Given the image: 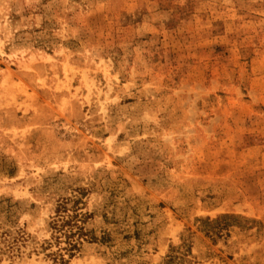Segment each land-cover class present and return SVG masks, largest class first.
I'll return each mask as SVG.
<instances>
[{
	"label": "rangeland",
	"instance_id": "rangeland-1",
	"mask_svg": "<svg viewBox=\"0 0 264 264\" xmlns=\"http://www.w3.org/2000/svg\"><path fill=\"white\" fill-rule=\"evenodd\" d=\"M0 264H264V0H0Z\"/></svg>",
	"mask_w": 264,
	"mask_h": 264
}]
</instances>
